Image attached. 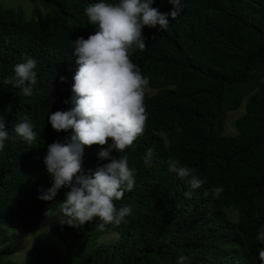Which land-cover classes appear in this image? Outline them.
<instances>
[{"label": "trees", "instance_id": "16d2710c", "mask_svg": "<svg viewBox=\"0 0 264 264\" xmlns=\"http://www.w3.org/2000/svg\"><path fill=\"white\" fill-rule=\"evenodd\" d=\"M42 2L44 10L35 7L32 20L0 4V120L9 134L0 150V264H18L12 247L4 246L14 238L9 231L42 232L48 212L60 210L71 190L62 187L53 201L38 199L54 182L44 162L48 146L74 134L57 132L48 118L72 107L74 41L97 31L85 9L101 0ZM182 2L183 12L175 20L168 17L167 30L143 29L146 49L133 45L130 57L155 91L144 101L149 118L143 135L123 153H111L127 156L134 170L133 190L114 201L117 209L130 205L133 212L126 222L103 230L99 218L54 228L73 264H178L182 255L189 258L186 264H264L259 259L264 241L257 239L264 229V0ZM152 7L162 14L173 10L169 0H154ZM27 57L37 61L31 97L4 83ZM244 101L237 134L226 136L229 112ZM25 118L37 134L31 144L14 131ZM111 144L109 139L104 146H85L77 176L110 162L97 154ZM149 148L153 157L146 164ZM169 159L194 168L204 181L191 199L185 197L187 180L168 171ZM221 186L214 197L211 189ZM106 234L116 240L99 242ZM22 264L64 261L48 237L35 239Z\"/></svg>", "mask_w": 264, "mask_h": 264}, {"label": "clouds", "instance_id": "9594fccd", "mask_svg": "<svg viewBox=\"0 0 264 264\" xmlns=\"http://www.w3.org/2000/svg\"><path fill=\"white\" fill-rule=\"evenodd\" d=\"M153 2L119 0L112 4L101 0L85 9L97 31L87 39L81 37L74 41L73 54L78 68L73 77L72 107L68 111L52 113L48 118L57 132L71 129L74 134L64 143L56 141L48 146L44 162L54 182L51 188L41 189L38 197L43 201H53L62 187H70L66 199L59 204L63 215L61 224L77 227L99 218L101 223L97 227L103 230L107 224L119 226L126 222L125 218L133 212L130 205L117 209L114 201L133 190L134 170L129 168L127 156L116 158L111 154L113 151L123 153L131 147L143 135L149 118L144 101L150 80L142 75L139 66L130 58L133 45L140 50L146 49L143 29L159 25L160 31H165L169 27L168 17L175 20L185 8L182 0H169L173 10L162 14L152 7ZM36 66L37 61L27 57L25 62L14 67V78H6L4 83L20 89L23 96L31 97L37 84ZM60 79L66 82L65 77ZM33 128L25 118L16 124L14 131L31 144L37 135ZM177 131H180L179 126ZM8 139L5 122L0 120V150ZM109 139L112 144L102 147L97 155L101 161L110 162L100 164L94 172L77 176L82 172L85 146H104ZM152 157L153 149L149 148L143 157L144 163H149ZM168 171L187 180L190 187L185 192L187 199H191L192 191L204 183L194 168L181 164L179 160L169 159ZM222 192V186L211 189L214 197ZM180 206L177 205L178 208ZM257 239L264 241V229L260 230ZM188 259L182 255L178 264H186ZM259 259L264 262V249L259 251Z\"/></svg>", "mask_w": 264, "mask_h": 264}, {"label": "rangeland", "instance_id": "374dc122", "mask_svg": "<svg viewBox=\"0 0 264 264\" xmlns=\"http://www.w3.org/2000/svg\"><path fill=\"white\" fill-rule=\"evenodd\" d=\"M0 4L3 8L12 9V10H22L24 16L27 20H32L35 7H39L44 10V5L42 0H0ZM155 91L151 88L146 89L145 98L153 95ZM243 114H245V101L243 102L241 108L237 111L229 112L224 126V134L226 136H233L237 134L236 130V121ZM229 214L232 218H235V212L229 211ZM49 220L46 228L39 233L33 234H19L15 231L10 230L8 235H14L12 240H8L4 246L12 247L11 257L18 263L22 264L25 260L27 254L32 248V245L37 238H52L55 242L56 247L60 251L64 264H73L67 253L66 249L61 243V241L54 236L53 230L56 227H62L60 221L62 220L61 211H50L48 212ZM116 240L115 234H106L99 239V242L111 243Z\"/></svg>", "mask_w": 264, "mask_h": 264}]
</instances>
